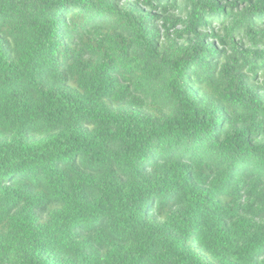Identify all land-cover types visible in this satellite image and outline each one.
<instances>
[{
  "label": "trees",
  "instance_id": "trees-1",
  "mask_svg": "<svg viewBox=\"0 0 264 264\" xmlns=\"http://www.w3.org/2000/svg\"><path fill=\"white\" fill-rule=\"evenodd\" d=\"M241 7L242 0L232 7L225 0H124L123 8L121 0H0V264H238L204 240L203 220L194 219L197 230L179 239L148 227L156 200L145 197L133 177H147L160 158L150 147L137 155L129 143L135 139L129 125L143 123V109L134 107L129 91L139 84L129 81L136 79L130 57L149 51L166 57L170 49H199L221 59L229 48L217 37L228 31L225 18ZM101 9L107 15H90ZM113 14L134 26L131 43L114 51L111 41L101 40L103 54L85 49L84 27L115 23ZM234 27L233 47L247 53L254 44V55L264 50L258 40L264 15ZM113 33L125 44L122 32ZM101 69L102 81L87 74ZM253 72L241 84L259 102L264 83ZM85 76L99 84L91 95L81 91ZM245 143L253 147L248 138ZM185 179L192 185L191 171ZM235 179L229 170L213 187H199L202 198L187 197L194 213L204 208L216 216L218 239L230 223L244 224L241 213L248 211L243 205L252 192ZM179 195L168 194L170 207ZM261 220L264 210L251 217L254 224ZM21 233L13 251L5 242ZM243 247L246 264H264V231H254Z\"/></svg>",
  "mask_w": 264,
  "mask_h": 264
},
{
  "label": "clouds",
  "instance_id": "clouds-1",
  "mask_svg": "<svg viewBox=\"0 0 264 264\" xmlns=\"http://www.w3.org/2000/svg\"><path fill=\"white\" fill-rule=\"evenodd\" d=\"M225 3L232 7L235 0L231 3L225 0ZM123 6L124 0H121V8ZM258 7L261 9L259 14L256 13ZM90 15L107 13L101 9ZM255 15H264V5L259 0H255L252 5L242 0V7L235 13L230 12L229 17L225 18L229 19L228 31L222 32L217 39L226 41L229 53L219 60L212 58L213 53L199 49L191 53L170 49L166 57L153 56L150 51L140 59L135 55L130 57V67L136 79L129 83H138L139 87L135 90L130 88L129 91L136 101L134 107L143 109L140 117L143 123L136 121L129 125L135 137L129 143L134 144L137 155L150 147L160 158L156 168L148 169L147 177H133L134 182L141 185V193L156 200L154 218L147 222L148 227L157 232H171L179 239L189 229L197 230L194 219L203 220L199 228L203 230L204 240L216 252L226 251L238 264H246L247 254L243 246L252 233L264 231V220L258 224L251 222V217L264 210V99L253 102L241 84L242 80L252 77L254 69L259 71L261 83H264V50L254 55L251 51L254 44L250 43L247 53L231 45L234 26ZM112 20L115 23L84 27L83 47L103 54V47H98L101 40L105 41V46L111 41L114 51L131 43L128 33L135 31L134 26L115 14ZM117 24L120 26L117 27ZM113 29L116 33H123L125 44L120 43ZM258 40L264 41V32L258 34ZM43 51L47 53L48 50L45 48ZM131 51L135 53L136 48L133 47ZM257 60L259 63H254ZM73 71L79 75L76 66H73ZM87 74L92 75L93 81L98 78L102 81V69ZM85 84L86 87L81 91L88 95H91L93 87H99V84L93 85L87 76ZM92 102L97 101L94 98ZM40 135L46 136L47 129ZM246 138L253 144L251 149L245 143ZM125 140L122 137L118 144L124 147ZM229 170L236 177L233 184L252 192V196L246 198L247 203L243 205L248 209L241 213L244 224L233 228L230 223L229 231L218 239L214 235L219 229L216 216L204 208L194 213L192 200L187 197L202 198L206 193L198 196L199 187H213L226 177ZM188 171L192 172V185L195 187L185 179ZM177 191L179 199L170 207L168 194ZM257 198L259 202L253 203ZM6 225L5 219L3 226ZM22 235L19 234L11 242L6 241V245L13 251L20 248Z\"/></svg>",
  "mask_w": 264,
  "mask_h": 264
},
{
  "label": "rangeland",
  "instance_id": "rangeland-1",
  "mask_svg": "<svg viewBox=\"0 0 264 264\" xmlns=\"http://www.w3.org/2000/svg\"><path fill=\"white\" fill-rule=\"evenodd\" d=\"M161 34H162V32H161Z\"/></svg>",
  "mask_w": 264,
  "mask_h": 264
}]
</instances>
